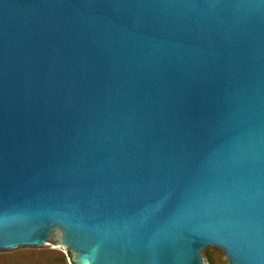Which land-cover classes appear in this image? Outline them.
Wrapping results in <instances>:
<instances>
[{"label": "water", "instance_id": "95a60500", "mask_svg": "<svg viewBox=\"0 0 264 264\" xmlns=\"http://www.w3.org/2000/svg\"><path fill=\"white\" fill-rule=\"evenodd\" d=\"M43 248L264 264V0H0V254Z\"/></svg>", "mask_w": 264, "mask_h": 264}, {"label": "rangeland", "instance_id": "374dc122", "mask_svg": "<svg viewBox=\"0 0 264 264\" xmlns=\"http://www.w3.org/2000/svg\"><path fill=\"white\" fill-rule=\"evenodd\" d=\"M65 256V262L62 256ZM208 264H228L225 255L218 249H208L205 251ZM52 259L57 264H71V261L66 252L58 249L43 248V249H20L14 252L0 254V264H47L48 260Z\"/></svg>", "mask_w": 264, "mask_h": 264}, {"label": "trees", "instance_id": "16d2710c", "mask_svg": "<svg viewBox=\"0 0 264 264\" xmlns=\"http://www.w3.org/2000/svg\"><path fill=\"white\" fill-rule=\"evenodd\" d=\"M54 253L57 255L59 252L56 251ZM59 254L62 256L63 262H65V256L63 254H61V253H59ZM70 257H71V255H70ZM47 264H57V262H55V261H53L52 259L49 258Z\"/></svg>", "mask_w": 264, "mask_h": 264}]
</instances>
